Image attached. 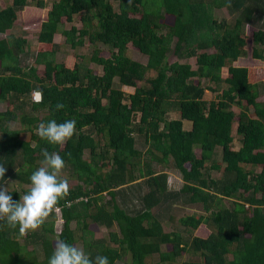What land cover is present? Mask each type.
I'll return each instance as SVG.
<instances>
[{
  "label": "trees",
  "instance_id": "1",
  "mask_svg": "<svg viewBox=\"0 0 264 264\" xmlns=\"http://www.w3.org/2000/svg\"><path fill=\"white\" fill-rule=\"evenodd\" d=\"M113 1L116 7L112 0H53L47 9L42 0L33 4L10 0L0 8V35L11 29L23 9L44 11L32 66L25 68L18 62L23 40L0 38V102L9 106L0 112V165L7 168L4 180L30 186V176L41 166V150L58 152L65 161L61 172L68 171L77 184L57 205L62 220L57 237L75 245L76 233L70 224H82L80 230L87 235V219L108 229L114 224L118 228V233H109L118 249L97 241L96 252L89 254L93 260L102 255L109 264H117L128 254L130 260L123 264H147L148 257L158 254L160 262L172 263L187 251L200 260L183 264H264V102L258 101L257 83L264 81V30L250 24L264 14V0H210L208 4L161 0L151 11L146 0ZM215 8H226L236 15L235 21H217ZM74 16H79L82 28L62 30L65 44L75 49L87 39L106 46L109 55L95 48L89 58L101 74L83 67L82 57L54 60L59 45L53 36ZM246 25L255 28L249 57L252 66H235L247 52ZM130 46L147 57L145 65L128 57ZM170 52L178 58H194L196 68L168 63ZM37 67L42 68L40 74ZM150 71L154 77H146ZM200 79L212 85L204 87ZM124 88L133 92L125 93ZM33 90L43 92L42 103L31 101ZM216 93L212 99L210 94ZM57 103L65 107L57 111ZM170 111H177L178 118L167 120ZM73 118L75 133L63 145H50L36 133L41 122L63 123ZM15 120L22 129L7 128ZM183 122L190 123L188 130ZM235 124L238 150L232 147ZM21 133H27V139H21ZM136 135L147 146L143 152L136 148ZM216 148H220L221 162L208 166ZM169 161L183 181L176 192L167 190L166 175L155 173L151 165ZM212 170L220 175L213 178ZM139 179L149 192L142 197V209L133 214L116 199L119 190ZM28 191L10 192L19 201ZM104 194L108 201H103ZM178 199L181 204L202 206L204 214L179 222L194 231L206 227L210 230L207 237H193L186 243L179 233L164 231L152 210L175 205ZM223 200L231 201V206L222 207ZM53 227L52 222L46 223L21 237L18 228L9 229L0 221V264H48L54 248L46 236L54 233ZM33 242L43 253L39 263L35 249H27ZM164 245L170 251L162 252Z\"/></svg>",
  "mask_w": 264,
  "mask_h": 264
},
{
  "label": "rangeland",
  "instance_id": "2",
  "mask_svg": "<svg viewBox=\"0 0 264 264\" xmlns=\"http://www.w3.org/2000/svg\"><path fill=\"white\" fill-rule=\"evenodd\" d=\"M10 0H0V8H3L9 4ZM31 4H33L36 0H29ZM48 9L50 6L51 2L53 0H42ZM199 1V0H198ZM112 2H114L112 0ZM147 2V9L148 10H154L153 5L157 6L160 5L161 0H146ZM202 2L208 4L211 1L210 0H202ZM114 6L116 7V2H114ZM213 15L216 18L217 21H226L228 23H233L235 21L236 15L231 14L226 8L222 9H214L213 10ZM44 16V11L35 9L34 7H28L17 13V17L15 22L13 23V26L11 29L5 34L8 37H15L17 39L23 40L24 41V48L22 49V52L19 54L18 57V62L20 66L22 67H29L33 65V59L35 55V44H36V33L38 31L39 23L43 19ZM254 27L261 28L264 30V14L261 15V17L257 20L255 23H250ZM72 26H74L76 29H81L82 28V23L79 19V16H74L73 22L71 23H65L63 22L62 25L59 26L58 32L55 33L53 36V42L56 45H59V49H57L56 54H55V62H63L66 60L67 56L72 57V56H78L82 57L81 60V65L83 67H87L89 69H92L98 74H101V69L94 63L90 61V56L92 55L93 51L95 48H98L101 51V55H109V49L106 46H102L98 43L93 44L89 42L87 39H84V44L80 47H77L75 49H72L69 45L65 44V38L61 34L62 30H69ZM250 25H246L244 27V35L246 37V47L245 50L247 51L245 56L241 57L236 63L235 66H247L251 67V60H250V55H251V49H252V32L254 31V27ZM5 35H0V38L4 37ZM173 47V45H171ZM127 55L128 57L134 61L138 62L139 64L145 65L147 62V57L140 54L136 49L132 48L131 46L128 47L127 50ZM80 61V59H78ZM179 62V63H188L191 65L192 69L196 68L195 65V59L194 58H178L175 54L172 52L168 53L167 55V62L168 63H174V62ZM258 65L261 67L263 65L262 62L258 63ZM37 71L40 74L42 72L41 67H37ZM155 72L150 71L146 73V77H154ZM226 76V70L224 69L222 71V77ZM259 81V80H258ZM197 82V79H194V83ZM115 85H118V79H115L114 81ZM200 83L202 86L207 87L208 85H212L211 83H208L204 79H200ZM258 83V92H259V98L258 101L264 102V81L263 82H257ZM145 84L144 82L139 83V85ZM225 88L226 86L223 85ZM125 93H132L133 89H125ZM216 94H210V97L213 99L215 98ZM7 108H9L7 102H0V111H4ZM233 111L235 114L238 113V109L233 107ZM167 120H172V119H177L178 118V113L177 111H170L167 116ZM7 128L10 130H20L22 129V126L20 125L18 120L15 121H10L7 124ZM235 127L236 124L233 125V137L234 141L232 143V147L234 150H238L240 147V142H239V137L235 134ZM183 128L185 130H188L190 128V123L189 122H183ZM21 139H27L28 134L27 133H21L20 135ZM135 141H136V148L140 151H144L146 149V145L143 141V137L136 135L135 136ZM195 153L197 156H199L200 151L199 149H195ZM88 157V154H85V158ZM148 162H150L148 160ZM221 162V151L220 148H216L214 151V154L211 158L210 161L207 162V165L211 164H217ZM152 169L154 170L155 173H162L165 172L168 174V183H167V190L171 192H176L179 189H181L183 185V181L181 179V176L177 170L172 166L171 161H169L167 164L163 165H158L156 163H152ZM220 175L219 172L212 170L211 171V176L213 178H217ZM59 179H67L69 182V188L74 187L77 182L75 178L70 176V173L68 171H63L60 174ZM9 182L8 188L9 191L15 190V191H20L21 189H30V187H26V185H20L16 183L15 181L12 180H7ZM131 184V183H130ZM131 187V189H130ZM133 188V189H132ZM139 189V190H136ZM148 186L144 184L143 179L136 180L133 182V184L124 186L122 190H119L118 195H117V203L119 204L120 207L123 209H126L127 212L129 213H136L142 209L144 205H142V197L144 193L148 191ZM135 191L134 197H129L127 200L124 202L127 196H121L122 192H127V191ZM103 201H108L109 196L105 195L103 196ZM132 199V200H130ZM175 205H161L162 207H157L154 208L152 211L155 215H159V220L161 222V225L163 226V229L165 232L169 233H179L180 236L182 237L183 241L186 243H189L193 237H207L208 234L210 233L209 229H206L204 226H200L197 230H192L189 228L183 227L179 219L189 216V215H202L204 214V209L202 208L201 205H186V204H181L180 199L174 200ZM231 201L228 200H223L222 207H230ZM108 208L111 210V207L108 206ZM161 208V210H160ZM168 212H166V210ZM214 210V208H213ZM169 213L171 217L167 216L166 214ZM208 213H206V216ZM52 222L53 225H55V231L60 232L61 230V224L62 220L60 217V213H55L50 217H48L44 223ZM86 223L88 224V231L91 232V239L93 241L96 240H101L105 244V246L110 247V248H115L118 249V244L110 241L109 239V233H118V228L114 224L110 229H108L105 226L98 225L93 223L90 219H87ZM71 229L75 230L76 233V238H77V243L76 246L80 247L82 246V241H81V236L82 230V224L81 225H76L74 222L70 224ZM90 229V230H89ZM86 239L87 236L83 235ZM54 240V238L52 239ZM90 248L93 250L94 247L92 245H89ZM161 250L163 252L170 251V246H162ZM41 256V255H40ZM230 258V256H229ZM130 256L128 254L122 255V259L117 262V264H123L124 262H129ZM191 260V261H197L200 260L199 257L197 258L196 256H193L191 253L187 252L183 253L181 257H177L174 262H160L159 255L154 254L146 259L147 264H183L185 261Z\"/></svg>",
  "mask_w": 264,
  "mask_h": 264
},
{
  "label": "clouds",
  "instance_id": "3",
  "mask_svg": "<svg viewBox=\"0 0 264 264\" xmlns=\"http://www.w3.org/2000/svg\"><path fill=\"white\" fill-rule=\"evenodd\" d=\"M128 2L131 3L132 0ZM227 6L230 7V3ZM31 98L34 103H42L43 92L33 90ZM64 107L63 103L55 106L57 111ZM76 123L74 118L63 123L52 119L47 123H39L36 133L50 145H63L73 137ZM41 154V166L30 176V189L19 201L13 198L8 188L9 182L4 180L7 168L0 165V180L5 181L0 184V221L5 222L9 229L18 228L21 237L38 230L53 211H59V201L69 193L68 180L59 179L65 167L64 159L58 152L49 153L46 149H42ZM48 264H109V259L97 255L93 260L82 248L57 238Z\"/></svg>",
  "mask_w": 264,
  "mask_h": 264
},
{
  "label": "crops",
  "instance_id": "4",
  "mask_svg": "<svg viewBox=\"0 0 264 264\" xmlns=\"http://www.w3.org/2000/svg\"><path fill=\"white\" fill-rule=\"evenodd\" d=\"M5 111V110H4ZM4 111H0V112H4ZM162 173H164L165 175H166V185H167V183H168V174H166L165 172H162ZM131 184H133V183H131ZM131 184H129V185H131ZM145 184V183H144ZM129 185H128V187H129ZM146 185V184H145ZM147 186V185H146ZM26 187H30V186H26ZM130 189H131V187H130ZM133 189V188H132ZM24 190H29L28 188L27 189H24ZM136 190H139V189H136ZM149 192V189H148V191L146 192V193H148ZM146 193H144V194H146ZM134 194H135V191H127V192H122L121 193V196L123 197V196H127L126 197V199L124 200V201H122V202H124L125 203V201L127 200V198H129V197H134ZM130 200H132V199H130ZM119 205V204H118ZM48 223H50V222H48ZM44 224H46V223H44ZM47 225H49V224H47ZM54 227H53V229H55V225H53ZM61 227H62V224H61ZM163 227V226H162ZM41 228V227H40ZM90 230V229H89ZM37 231V230H36ZM86 233H89V234H87L86 236H87V238L88 239H86L84 236L82 237L81 236V241H82V246H81V248L86 252V254H91L92 252H96V247H95V242H97V241H100V240H96V241H93L92 239H91V232L90 231H88V229H87V232ZM57 234H59V232H57L56 233V231L54 230V233L51 235V234H47V238L48 239H50L51 241H52V245H53V248H54V244H55V241H56V239L58 238L57 237ZM54 238V240H52ZM103 242V241H102ZM89 245H92L93 247H95L93 250L90 248V246ZM105 245V244H104ZM75 246H76V244H75ZM35 249V251H36V257H37V259H38V263L39 262H41L42 260H43V253H42V250H41V248H40V246L37 244V242L36 243H31V244H29L28 245V250H31V249ZM163 252V251H162ZM41 255V256H40ZM128 263V262H127Z\"/></svg>",
  "mask_w": 264,
  "mask_h": 264
},
{
  "label": "built area",
  "instance_id": "5",
  "mask_svg": "<svg viewBox=\"0 0 264 264\" xmlns=\"http://www.w3.org/2000/svg\"><path fill=\"white\" fill-rule=\"evenodd\" d=\"M31 101H33L32 100V98H31ZM78 200H84V201H86L87 199L86 198H81V199H78ZM66 205H70V203H67ZM59 209H60V207H58ZM55 213H60V210L59 211H54Z\"/></svg>",
  "mask_w": 264,
  "mask_h": 264
}]
</instances>
